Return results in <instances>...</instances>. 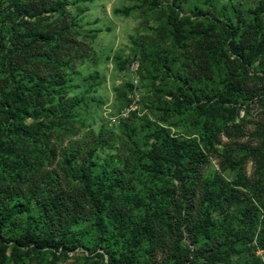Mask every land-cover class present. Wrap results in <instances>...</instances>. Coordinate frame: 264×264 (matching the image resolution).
I'll return each instance as SVG.
<instances>
[{
    "label": "rangeland",
    "instance_id": "374dc122",
    "mask_svg": "<svg viewBox=\"0 0 264 264\" xmlns=\"http://www.w3.org/2000/svg\"><path fill=\"white\" fill-rule=\"evenodd\" d=\"M262 38L264 0H0V264H264ZM5 54L41 79L29 140Z\"/></svg>",
    "mask_w": 264,
    "mask_h": 264
},
{
    "label": "trees",
    "instance_id": "16d2710c",
    "mask_svg": "<svg viewBox=\"0 0 264 264\" xmlns=\"http://www.w3.org/2000/svg\"><path fill=\"white\" fill-rule=\"evenodd\" d=\"M82 1H88V0H82ZM131 10H133V7H127L122 10H114V12L121 13L122 15L127 16ZM236 33H238L236 32V30L228 31V34L230 36L229 37L230 41L228 42L229 45H232L234 41L233 39ZM263 41H264V38L260 40V42H263ZM237 49H239V51L242 50L240 46H236V51H238ZM13 55H16V54H13ZM9 57L5 54L3 55V59H2V66L6 70L8 74V78L11 82V91L9 93V98L13 101L12 106L9 108L11 111H8L7 116L5 117V120L7 123L5 130L10 131V132L14 131L13 134L16 137L25 136L26 137L25 139L29 140L33 137L34 134H37L42 128H44V126H33V125L26 126L23 123H21V119L14 122L15 121L14 112L20 113L21 116H24V117L31 116L32 113L30 111H35L36 113L41 112V109L39 108V106H35V105L33 107L28 106L29 104L27 101V97L31 93L39 92L38 89H40V86L42 85V83H41V79H36L35 82H32L29 85L26 84L28 83V81L24 77L26 76L30 79H33L35 75L32 73H27V72L24 73V63L18 62L17 55L13 56V58L8 59ZM5 145L6 144L4 143V141L0 140V151L3 149ZM13 151L14 149H10V152H13ZM173 155L174 154L172 153V149L168 146V144L165 143L163 146L161 144L160 146L156 148L155 154L151 157L153 159V164H152L151 169L155 171L156 173L158 172L163 173L165 169L171 170L170 166L168 168H164L163 164L167 161H170V162L175 161L176 163H178L179 154L174 155V157ZM186 171H188V169ZM172 173L175 177L181 180L180 182L181 187L184 186L185 182L183 181V179L177 176L178 174L175 172V170H173ZM79 181L81 182L83 193L89 196V203L96 210L95 211V223H96V226L100 229L102 225V220L104 221V219H106V216L108 215V213L104 212L103 203L100 202L96 197H93L92 193L94 191L93 190L94 177L92 176V171L91 170L83 171L81 175L79 176ZM5 197H6V194H5ZM124 218L125 217L113 215L109 217L108 220H110L112 228L120 231L121 234H123L125 230L128 231L129 226H130V225L128 226V223L132 224V227H131L132 232L134 231V229L135 231H139L141 229L142 225L140 224V222L134 223L133 220L131 219L125 220ZM24 233H25V238H26L27 243L35 239L34 230L32 228L30 227L27 228ZM99 233H101L102 235L105 233V231H103L102 229ZM115 264H128L127 257L123 256V257L116 259Z\"/></svg>",
    "mask_w": 264,
    "mask_h": 264
}]
</instances>
